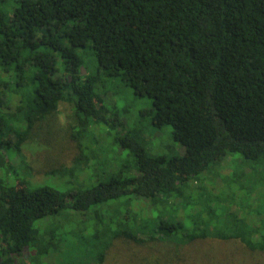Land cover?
<instances>
[{
  "label": "trees",
  "instance_id": "obj_1",
  "mask_svg": "<svg viewBox=\"0 0 264 264\" xmlns=\"http://www.w3.org/2000/svg\"><path fill=\"white\" fill-rule=\"evenodd\" d=\"M86 47L92 74L80 69ZM99 72L150 98V123L170 126L174 152L123 131ZM60 101L76 115L70 136L91 122L114 131L123 161L103 180L74 187V164L50 170L69 171L63 190L12 163ZM0 167L11 176L0 177V264H101L118 240L173 247L168 264H191L190 244L206 239L264 252V0H0ZM259 195L249 217L241 203Z\"/></svg>",
  "mask_w": 264,
  "mask_h": 264
},
{
  "label": "rangeland",
  "instance_id": "obj_2",
  "mask_svg": "<svg viewBox=\"0 0 264 264\" xmlns=\"http://www.w3.org/2000/svg\"><path fill=\"white\" fill-rule=\"evenodd\" d=\"M77 52L83 58L84 64L81 65L83 69L88 74L94 73L97 62L92 50L86 47L77 49ZM102 83H105L106 88H101ZM98 88L104 89L100 92L102 96L105 94L104 100L106 99L107 103L111 102L110 95L114 98V107H109V109L116 115V120L120 121L119 124L123 127V131L133 132L138 138L141 136L148 152H174L173 149L169 150V148H166L167 146L172 147V144L176 143L171 138L170 126L165 125L161 128H154L150 123L149 117L152 107L149 97L136 95L128 85L118 79H110L101 72H99ZM75 120L76 115L71 108L70 102L60 101L57 113L47 121L44 120L36 125L30 137L22 144V155L15 154L11 160L13 164H18L19 166L22 159H24L25 165H20V168L22 169L21 175L26 180L32 184H50L66 190L70 187V182L67 181L69 171L66 173V177L61 178L59 177L61 175L60 172L51 173L50 170L74 164V170L71 172L73 173L72 177L75 179V187L79 184L89 186L103 180L109 172L115 171L120 167L124 152L113 141L114 131L110 132L107 127L91 122L86 131L89 134L83 135V138L79 140V137L70 136L71 126L75 124ZM81 151H89L91 154H95L93 158H89L85 162L81 161L82 165L78 166L74 158ZM222 166H224L222 171L228 170L229 165H227L226 160L222 163ZM1 170H3L2 167H0V177L10 181L11 176ZM262 196L259 195L257 197L260 201L252 197L250 203H241L245 206H251L253 213L247 214L249 217L257 215L255 210L259 207L258 203H262ZM237 206L235 204L233 209L239 211ZM76 217L83 220L85 218L78 213ZM149 247L119 240L114 241L107 250L105 259L101 264H147V259L149 264H168L175 254L173 247L165 251ZM190 247L188 251L191 252L187 256L191 264H232L236 260L234 256L210 252L211 249L234 252L252 263L264 264V252H249L236 242H217L206 239L193 242ZM65 252V250L62 251L64 255ZM59 256L60 254L57 255L56 252H52L45 260L54 262Z\"/></svg>",
  "mask_w": 264,
  "mask_h": 264
},
{
  "label": "water",
  "instance_id": "obj_3",
  "mask_svg": "<svg viewBox=\"0 0 264 264\" xmlns=\"http://www.w3.org/2000/svg\"><path fill=\"white\" fill-rule=\"evenodd\" d=\"M80 69H81V71H82V72H84V69H83V67H82V66H80Z\"/></svg>",
  "mask_w": 264,
  "mask_h": 264
}]
</instances>
